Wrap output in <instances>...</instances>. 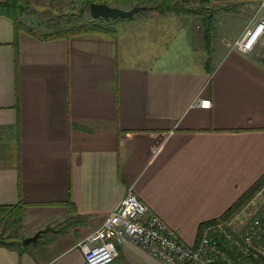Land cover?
<instances>
[{
    "label": "crops",
    "instance_id": "0c3cea01",
    "mask_svg": "<svg viewBox=\"0 0 264 264\" xmlns=\"http://www.w3.org/2000/svg\"><path fill=\"white\" fill-rule=\"evenodd\" d=\"M260 1L212 0L254 8L237 30L227 12L212 56L203 18L158 12L117 23L116 39H46L33 14L29 31L0 15V208L23 209L0 264H86L77 244L131 188L196 247L202 224L264 180V48L232 49ZM118 253L111 264H164L131 241Z\"/></svg>",
    "mask_w": 264,
    "mask_h": 264
},
{
    "label": "built area",
    "instance_id": "2783aa9c",
    "mask_svg": "<svg viewBox=\"0 0 264 264\" xmlns=\"http://www.w3.org/2000/svg\"><path fill=\"white\" fill-rule=\"evenodd\" d=\"M258 45L264 48V0L232 49L247 54ZM201 100L198 105L211 108L210 100ZM126 241L139 245L164 264H235L234 259L264 264V182L234 217L205 227L196 247L187 245L179 232L150 214L132 188L102 226L77 247L86 264H111L119 255L118 246Z\"/></svg>",
    "mask_w": 264,
    "mask_h": 264
},
{
    "label": "trees",
    "instance_id": "16d2710c",
    "mask_svg": "<svg viewBox=\"0 0 264 264\" xmlns=\"http://www.w3.org/2000/svg\"><path fill=\"white\" fill-rule=\"evenodd\" d=\"M72 3L79 1L81 3V8L76 13L62 14L59 16L60 21H64L66 24L63 27L54 29L53 27L49 28L53 30L52 33L46 35V39H55V38H65L70 39L74 36L86 35V34H99L107 37L116 39L118 37L117 23L130 20H110L105 21L104 19H93L91 16L84 17L83 14L86 9H89L91 3H106V4H120V3H131L137 4L138 6L149 7L148 10L156 9L160 13H174L177 15L182 14H200L203 16L208 15L207 17V32H206V43L208 46V51L210 56L213 52V16L218 7H208L207 5L212 0H203L197 9L192 10L185 7L178 0H70ZM26 14V9L23 7V0H7L6 2L0 3V15H5L12 19L18 30L29 29L22 23L23 15ZM57 26L58 22H57ZM211 63V58L209 59ZM8 160H11L10 157L15 158V155L11 153L7 154ZM264 180H261L251 189H249L240 199L232 206L228 211L224 213L219 219L204 223L201 225V231L210 225L218 224L224 222L231 217H233L243 205H245L259 190ZM23 220V209L21 205L12 206V207H1L0 208V224H4L8 230H16L19 232L21 228V222ZM49 230V229H48ZM0 245H6L9 247H16V242L14 238L5 236V233L0 235ZM19 245V244H18Z\"/></svg>",
    "mask_w": 264,
    "mask_h": 264
},
{
    "label": "rangeland",
    "instance_id": "374dc122",
    "mask_svg": "<svg viewBox=\"0 0 264 264\" xmlns=\"http://www.w3.org/2000/svg\"><path fill=\"white\" fill-rule=\"evenodd\" d=\"M178 1L181 4H183L185 7L192 9V10L197 9L201 4H203V0H178ZM211 6H213L212 1L209 2L207 5H205L206 8L211 7ZM23 7L26 9V13L33 14L34 16L37 17V19L41 20V22L45 25V30H47L48 33L50 34L51 32H53V30L50 29L51 27H53L54 29H57V28L65 26L66 23L64 21H60L59 16L65 13L71 15L72 13L78 12V10L81 8V3L79 1L72 3L70 0H63V1H60V0H23ZM216 7L218 8L215 11V14L213 16L214 17L213 18V38H212L213 39V50H214V40L215 38H217V36L215 37V35L219 34L218 32L216 33V29L219 28V32L220 31L222 32L223 27L226 25L225 24L227 21L226 17L228 16L227 12L232 11V14H233L232 16H235V20H234L235 25H236L235 30L238 29L237 27L238 20L243 19L242 17L246 19H250V17L254 13V8L251 9L248 6L242 8V5H234V6H226V7L216 6ZM124 8L130 9L131 7L127 6ZM158 12L159 11H157L156 9L146 10V11L139 13L134 18H143L142 16H145V18H147L152 15H155ZM160 14H163V13H160ZM166 14L173 15L174 13H166ZM174 15H177V14H174ZM83 16L84 17L91 16L89 9L85 10ZM179 16L182 18H186V19L188 18V19H192L195 21L197 20V23L198 22L200 23L203 18L206 23V28H207V19H208L207 17H209L208 15L203 16L200 14L191 13V14H182ZM57 22L59 26H57ZM117 31H120L119 27H117ZM213 53L214 51L212 52V54ZM3 144H4L3 140L0 139V165L6 164V161L4 160L5 149L3 148ZM3 233H5V236L12 237V238H15L18 236V232L16 230H8V228H6L4 224H0V235H2ZM234 263L235 264H257L252 259L250 260L249 259H241V260L234 259Z\"/></svg>",
    "mask_w": 264,
    "mask_h": 264
},
{
    "label": "water",
    "instance_id": "95a60500",
    "mask_svg": "<svg viewBox=\"0 0 264 264\" xmlns=\"http://www.w3.org/2000/svg\"><path fill=\"white\" fill-rule=\"evenodd\" d=\"M149 7L146 6H135L129 10L122 9L118 6H112L106 3H91L89 7V11L91 17L95 20L104 19L105 21L110 20H126L131 19L139 13L148 10ZM41 236V231L37 232L34 236L28 237L24 239L22 242L23 246H29L31 243H35L38 241Z\"/></svg>",
    "mask_w": 264,
    "mask_h": 264
}]
</instances>
